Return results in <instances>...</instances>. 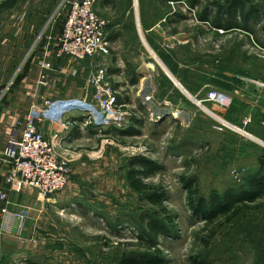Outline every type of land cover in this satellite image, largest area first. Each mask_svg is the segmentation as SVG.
<instances>
[{
  "label": "rangeland",
  "instance_id": "rangeland-1",
  "mask_svg": "<svg viewBox=\"0 0 264 264\" xmlns=\"http://www.w3.org/2000/svg\"><path fill=\"white\" fill-rule=\"evenodd\" d=\"M136 1L137 5L139 1L153 5L158 0ZM188 1L170 0V43L161 41L162 46H170L167 115L156 114L152 105L147 112L136 107L139 88L130 89L124 92L127 95L121 93L130 100L131 106L124 107L126 104L117 102L123 105L120 113L124 115L119 131L110 132L115 129L112 127H84L82 117L76 124L81 129L93 127L88 137L68 146L63 140L72 127L60 134L59 153L69 173L68 185L43 200L38 199L36 191L20 194L36 201L40 213L39 217L37 214L27 217L25 226L30 222L27 236L13 234L28 244L19 245L13 258L8 259L9 264H119L124 258L139 264L159 261L161 264H264V209L243 213L230 224L222 220L216 227L209 226L188 206L184 187L186 180H195L200 196L209 203L211 196L221 197L239 189L247 177L257 172V160L264 155V149L256 140L264 137H256L249 131L248 126L254 120L246 115L233 123L222 114L239 100L264 107V59L261 57L264 32L252 39L242 31L225 33L213 29V20L210 24L198 21L199 13L211 3L225 5L230 0H199L201 7L193 11ZM243 1L248 8L258 7L264 15V0ZM50 6L48 17L55 18L53 28L58 33L69 8L63 0H51ZM12 14L6 11L0 15V32H4ZM259 27L264 28V22ZM7 43L0 42V45L7 49L2 46ZM141 44L144 56L147 54L145 59H153L147 41ZM117 49L110 50L111 55L106 56V67L112 55H122ZM102 57H95V65ZM18 64L13 65L8 77L18 73ZM97 70L93 71L94 75ZM142 76H148V72ZM183 77L187 78L186 83ZM201 77L206 84L196 90ZM10 87L8 82L7 89ZM213 91H225L233 98L228 109L221 111L206 102ZM201 99H205L201 106L219 110L226 123L239 131L221 128L198 107ZM136 108L138 118L132 116ZM43 127L40 126L42 131ZM49 128L53 135L56 126ZM134 159L155 164L157 170L144 182L165 193L162 207L166 213H161L130 188L127 173ZM70 187H75L76 196H72ZM53 197L57 205L49 204ZM146 219L167 226V237L150 236ZM3 237L6 235L0 237L1 242ZM5 263L6 259L0 264Z\"/></svg>",
  "mask_w": 264,
  "mask_h": 264
},
{
  "label": "crops",
  "instance_id": "crops-1",
  "mask_svg": "<svg viewBox=\"0 0 264 264\" xmlns=\"http://www.w3.org/2000/svg\"><path fill=\"white\" fill-rule=\"evenodd\" d=\"M63 1L68 7L69 2L81 0ZM139 3L137 5L136 0H96V13L109 22L107 41L110 50L118 48L117 50L122 52V55L118 53L112 55L107 67L105 61L107 57H102V61L99 60L100 62L96 65L95 58L72 65L64 59L56 58V40L64 24L58 33L54 32L55 18L48 17L51 0H18L15 8L9 10L13 14L9 16L4 32H0V42L8 41L7 44L2 45L7 49H3L0 45V188L4 185L7 170V165L2 162L1 158L6 151L14 123L22 121L32 104L41 105L44 101L51 100L60 102L58 105L62 106L80 101L84 96L87 80L93 75L95 68L102 67L106 70L113 88L119 94V103L126 104V107L131 106L130 100L125 102L127 98L121 92L126 94L124 93L126 90L135 89L136 91L139 88L136 107L146 111L147 105L143 100L151 96L152 110L156 114L167 115L166 111L170 109V46H162L161 41L170 43V0H158L153 5H143L140 1ZM17 10L19 13H14ZM141 41H147L149 51L154 55V57L151 56L153 59H145L147 54L144 56ZM16 62H19L18 73L14 72L8 77ZM44 65H48L50 69L44 71ZM72 69L76 70L75 76L71 75ZM145 72H148V76H142ZM41 75L48 76L47 87H38L37 83ZM203 75L206 77L205 73ZM262 76L264 79V73ZM115 79L119 80V83ZM186 79L183 77L185 83ZM8 82L11 83L10 89H7ZM199 83L197 89L194 87L196 90L204 87L206 81L201 77ZM188 85L190 86L189 81ZM60 111L63 112V110ZM75 112L77 111L67 113L65 118H71V120L76 118L78 122V119L82 117L79 112ZM132 115L135 117L139 115L137 108ZM222 115L228 116L231 121H234L233 123L239 122L246 115L252 117L254 121L248 126L249 131L256 137H264V127H262L264 107H256L251 101L243 103L239 100ZM43 126L45 135L50 136L52 134L50 125L44 124ZM70 130L63 140L68 146L79 142L84 136L88 137L87 133L92 131L93 127L81 129L76 124ZM70 190L72 196L77 195L74 192L75 187H70ZM29 196L31 197L30 194ZM8 198L9 211H14L20 206V209L28 210V217L32 214H37L39 217V204L31 201L27 195L11 193ZM49 204L57 205L56 198L53 197ZM1 220L0 212V226ZM27 225L21 236H27L30 222ZM15 226L16 224L13 223L14 231ZM22 244L28 243L16 239L13 234L3 237L2 242L0 241V263L6 259L5 264H9L11 261L8 259L13 258L19 245Z\"/></svg>",
  "mask_w": 264,
  "mask_h": 264
},
{
  "label": "built area",
  "instance_id": "built-area-1",
  "mask_svg": "<svg viewBox=\"0 0 264 264\" xmlns=\"http://www.w3.org/2000/svg\"><path fill=\"white\" fill-rule=\"evenodd\" d=\"M96 0H81L68 3V15L62 32L57 38L56 58L64 59L69 65L77 62L106 57L110 54V45L107 41V28L109 22L101 18L95 11ZM170 5V4H169ZM264 59V51H261ZM48 65L43 66L48 71ZM72 76L76 75V70ZM47 75H41L37 85L39 88L47 87ZM87 80L84 96L78 102L58 105L51 100L44 101L41 105L32 104L22 121H16L12 133L7 141V148L2 162L7 165L4 185L0 188V212L2 215L0 237L8 234L21 235L28 217V210L17 209L9 211V195L21 194L26 191H36L38 199H45L64 190L68 185L69 173L59 153L62 136L69 128L76 125L77 120L65 118L67 113L77 111L84 118L85 126L101 128H120L123 114L118 105L119 94L106 70L98 68L96 74ZM90 84V85H89ZM264 86V85H263ZM91 91V99L89 97ZM90 99V100H88ZM205 100V99H204ZM204 100L198 101V107L207 115L213 117L221 128L232 132L239 131L226 123L219 110H208L201 106ZM144 103L151 110L153 105L151 96L144 98ZM206 102L219 107L221 111L228 109L233 98L223 91H213L208 94ZM73 104H77L75 107ZM58 108V110H56ZM126 107V105H124ZM59 109L63 110L61 113ZM250 119V118H249ZM251 120V119H250ZM55 125L54 134L46 136L40 126ZM220 127H216L220 130ZM264 149V139L256 140ZM41 200H39L41 202ZM16 223L15 231L12 224Z\"/></svg>",
  "mask_w": 264,
  "mask_h": 264
},
{
  "label": "trees",
  "instance_id": "trees-1",
  "mask_svg": "<svg viewBox=\"0 0 264 264\" xmlns=\"http://www.w3.org/2000/svg\"><path fill=\"white\" fill-rule=\"evenodd\" d=\"M17 4L18 0H1L0 15L6 11L12 10ZM188 4L189 9L192 11L201 7L199 0H189ZM198 21L209 24L210 21H212L213 29H219L225 33L242 31L252 39L253 37L256 38L260 32H264V28L260 29L259 27L261 22H264V15L261 14L259 8L256 6L248 8L243 0H230L225 5L211 3L199 13ZM257 28L259 30H257ZM261 48L264 49V45H261ZM126 100L127 99H125V102H127ZM111 130L110 132L119 131L118 129ZM257 162V172L247 177L243 182V186L235 191L226 192L221 197L215 195L211 196L209 203L200 196L196 181L193 179L186 180L184 182V187L187 193V204L194 215L201 217L209 226L214 225L216 227L222 220L225 224H230L243 213L261 211L264 209V155L259 156ZM130 167L131 170L127 173V182L130 188L137 194L143 195L144 200L153 207L158 208L161 213H166V210L162 207L163 200L166 198L165 193L161 189H155L153 186L144 182L154 174L155 170H157L155 164L149 161L134 159ZM153 212L161 215L157 210ZM146 220L148 221L146 229L150 236L167 237V235H165L168 234L165 229L167 226L161 224L157 225L152 220ZM170 224H172L171 220ZM220 227H222V225H220ZM159 262L157 263H162ZM29 264L34 263L30 262ZM119 264L139 263H135L130 258H124ZM150 264H155V262Z\"/></svg>",
  "mask_w": 264,
  "mask_h": 264
},
{
  "label": "bare ground",
  "instance_id": "bare-ground-1",
  "mask_svg": "<svg viewBox=\"0 0 264 264\" xmlns=\"http://www.w3.org/2000/svg\"><path fill=\"white\" fill-rule=\"evenodd\" d=\"M69 106V105H68ZM67 105H65L63 108H65V107H68ZM73 106H75V107H77L78 105L77 104H73ZM65 109H67V108H65ZM61 110V109H60ZM59 110V111H60ZM61 112V111H60Z\"/></svg>",
  "mask_w": 264,
  "mask_h": 264
}]
</instances>
